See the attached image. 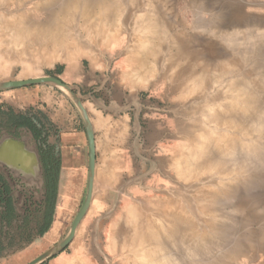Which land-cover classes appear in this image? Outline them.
<instances>
[{"label": "bare ground", "instance_id": "1", "mask_svg": "<svg viewBox=\"0 0 264 264\" xmlns=\"http://www.w3.org/2000/svg\"><path fill=\"white\" fill-rule=\"evenodd\" d=\"M26 1L35 6L43 3L44 7L49 6L47 7L49 12H43L42 16H39V12L34 9L35 6L33 11L31 8L19 7L20 3ZM55 1L0 0V45L4 47L3 49L0 47V58H4L0 65L7 68L8 63L21 64L24 71L16 78L17 80L46 76L32 74L42 63L52 64L57 60H68L70 63L72 57L77 55L76 50L83 49L85 41L90 45L99 41L108 42L115 25L120 21L118 11L121 9L119 10V3L114 0H59L58 3ZM163 8L164 6L162 10ZM149 9L151 11V8ZM149 11L143 15L139 13L141 16L135 17L132 28L136 32L137 43L130 51L132 54L129 58L133 68L129 74L125 72L122 78L129 82L132 89L136 85L143 86L153 72H157L160 65L162 71H167L170 81L174 80L175 88L181 87V90L186 92H202L200 96L207 105L200 127L190 136L191 142L185 144L178 160L177 174L187 182L181 183L166 195H156L148 199L145 197L138 207L135 205L127 207L124 212L127 224L126 238L120 249L126 251L125 260L133 261L134 264H224L227 256L238 253L241 244L245 242L257 244L258 241L264 240L263 225L259 229L250 227L244 234L237 231L240 226L237 225L236 228L234 220L232 222L230 217L233 210L239 212V208L244 205L250 206V201H254L250 200L255 195L254 187L264 176V173L260 174L256 169L258 162L264 161V149L262 151L261 144L264 134L262 139L260 137V132L264 131V97L262 98L264 75L256 74V63L252 62L250 64L255 65L253 66L256 71L251 65L248 66L250 68L244 67L247 71H240L237 64L239 62L242 64L247 58L240 59L241 55L238 53L239 59H236L235 53V58L232 54L233 59L223 49V52L222 50L216 52L215 44L208 39H202L199 51L194 40L183 36L182 32L177 35L170 34L167 27L165 28L166 23L163 24L165 21L160 20L162 17L158 15L160 18H157L151 12L145 14ZM233 33L229 32L230 38L224 39L231 41L230 39L234 38L231 37ZM235 35L239 36L237 33ZM219 36L224 37L221 33ZM165 43L167 46H164L169 50L164 54V60L160 59L162 60L160 63L158 58ZM239 47L241 48V45ZM170 53L175 55L174 59L177 56L176 71L173 69L176 67L173 64L175 62L173 57L171 58L173 63L166 62L170 59ZM182 60H187L186 64ZM155 61L159 65L153 67ZM218 68L222 70L219 71ZM217 71L220 74L216 73ZM104 165L101 163L103 170ZM106 169L111 175V167ZM243 222L241 221V225L246 223ZM229 224L235 225L238 232L232 236V240L228 235L229 230L227 231ZM249 224L246 223L247 226ZM246 225L244 227H247ZM77 232L76 229L75 233ZM228 236L230 238H227ZM225 241H228L226 245H229V251L225 250L224 253L220 251L219 258L209 259L213 254L212 247H217L218 250L222 246L219 244L223 242L225 244ZM84 260L75 256L63 260L62 264H88Z\"/></svg>", "mask_w": 264, "mask_h": 264}, {"label": "rangeland", "instance_id": "2", "mask_svg": "<svg viewBox=\"0 0 264 264\" xmlns=\"http://www.w3.org/2000/svg\"><path fill=\"white\" fill-rule=\"evenodd\" d=\"M56 1L55 3L59 2V0L57 2ZM114 1H117V3H119V7H118L119 10L123 9L124 11L123 10H122L123 12L121 10L118 11V13H120L118 14L120 16V21L117 22V24L115 25L116 27L113 30V32L110 34V38L108 39L109 40L108 42L103 43L102 41H99V43L97 44L90 45L89 43H85L86 42L85 41L83 42V49L81 51L76 50L77 55L72 57V61L70 63L68 60H57L54 61L52 64L42 63L39 67L33 70L32 74L51 75L53 70H56L57 72L61 73L64 69L76 70L82 68L85 77V79L82 82H84L85 84L80 82L79 84L75 83L72 86L73 91L77 93L82 103H84V96L87 93L93 95L100 94V96L101 95L107 96L108 91L113 92L123 89L124 94L126 95L125 97L127 98L128 102L132 98L134 99L133 103L129 102L130 104L128 105L127 110L129 112H134L135 110H138L140 108L141 114L143 115L144 119L142 120L144 122L145 127L144 129H142V131L144 132V136L142 138H144L143 146L145 150L141 152V154L146 156L149 160L151 161L153 160L152 162L153 164L151 163L153 174L158 175L157 178L158 181H156L155 178L150 177V175H152L150 174L151 173L150 172L146 184L145 183L137 184V183L129 182L128 174L134 172V166H133L134 162H130L129 159L125 161V164L123 166H119L117 168L119 172L117 177H115V179L117 178V180L107 185L108 188L105 189V193H104L105 198L98 199L96 197L93 201H91L90 204L91 206L89 207L85 216L83 217L79 228H77L78 232L75 233L73 239L61 251L47 258L46 260H44L39 264H55L52 262V260L57 258L59 255L61 258L66 256L68 257V259L69 258L71 259L72 257L76 256L81 258L82 260L85 259L84 261L85 262L87 261L88 264H134L133 261L127 262L125 260L124 256H126L125 253L126 251H122L120 249L121 245H123L125 241L124 239L126 238L125 231L127 230L126 227L127 224L125 222L124 212L126 211L127 207L134 205L135 207L136 206L138 207L140 201L142 202L145 197L148 199L156 195L159 196L166 195V193L175 190L179 185H181V183L187 182L182 177L178 176L177 164L180 155L184 151L182 149L184 148V146H186L185 144H189L191 142L190 136L200 127V122L202 120L201 118L204 117V112H206L205 107L207 105V102H204L202 100L203 98L200 96L202 92H195V91L186 92L185 90H181V87L175 88L174 80L170 81V79L167 76V71H162L159 68L160 66L159 63L156 61L155 63L152 64V66L156 67L157 65H159L157 72L156 71L153 72V74L149 77L147 83L144 84L143 86L136 85V87L132 89L128 84L129 82H126V80L122 78L125 72L129 74L130 70H132L133 68V66L130 64L131 61L129 58L132 54V52L130 51L134 48L135 43H137L136 42L137 38L135 35L136 32H134V28H132L133 25L135 24L134 22L135 17L137 18L140 17L141 15L144 14V12H148L150 10L149 8H151V11L145 14L154 13L152 15L156 16L157 18H160L159 16H161L162 18H160V20H162V22L165 21L163 24L166 23L165 24L166 26L165 25L164 26L165 28L167 27L168 29L167 32H169L170 34L173 33L177 35V34H181L182 32L183 36L186 35L188 39L194 40L195 42L194 44L195 46L198 45L197 49L199 51L201 49L200 43L203 40L208 39L215 44V48L217 50V51L215 50L216 52H219V50L221 51L223 49L226 53L229 54V56H231V58H233L235 53H236L235 54L236 59H239V57H241L240 59L247 58L244 59L245 62H242L243 60H238L242 62V64H240V62L237 64L238 67L240 65L242 67L238 68L236 66L237 69H239L240 71H247V69L245 68H250L248 66H250L252 63H256L257 71L254 68L255 66L254 64H253L254 66L251 65L253 66L251 68H253V70L256 71V74L262 73V75H264V71H263L264 70L263 67L264 66V14H259L257 12L254 13L252 11H246V10L242 11L240 7L242 4L241 2L242 0H194V1L189 0L190 2L188 0H167V1L150 0V2H148L149 0H122V1L114 0ZM152 4L154 7H156V9L153 6H151ZM42 5L39 4L35 6V5H31L30 3L28 4V2L26 1L20 3L19 7L21 8L26 7V9L31 8V10L33 11V7L35 6L34 9L36 10V12L37 13L39 12V16H42V13L47 12L48 11L47 7H49V6L44 7L43 5L42 8ZM161 6L162 7L164 6L163 10ZM136 8L138 10L140 9L141 12L140 10L138 12ZM169 18L170 20H168ZM208 23H212V24H208ZM206 29L208 30L207 32ZM245 29L249 32H247ZM231 30H233L234 33L236 32L237 34H239L240 37L238 35L236 37L235 35L236 33L234 34ZM228 31L230 33H233V36L231 37L234 38H231L230 39L231 41H226L227 39L230 38V35L228 36L229 34ZM224 32L227 34V36ZM203 33L204 34L206 33V35H204ZM219 33H221L224 37L222 36L223 38H221V36H219ZM242 34H244V36ZM224 38H226V40ZM219 39L222 40L219 41ZM250 42L252 43L250 44ZM164 45L167 46V43L163 44L161 51L163 56H161L162 54H160L158 61L160 59L164 60V54L168 53L169 48H166V46ZM240 45L241 48L239 47ZM0 47L1 49L4 48L2 45H0ZM223 50L221 52H223ZM238 53L241 56L238 57L237 55ZM172 57H173V61H175L174 63L173 61L171 62ZM174 58L175 55L170 53V59L166 61L167 64L173 63L175 65L177 56L176 59ZM3 59L0 58V63L2 62ZM162 60H160L161 62L160 61L159 62L162 63ZM184 61L185 60H182L183 63ZM186 61L184 64H186ZM10 64L9 63L7 64V68L6 67L3 68L1 67L2 65H0V82L16 79L17 77H20L21 76L20 74L22 73V71H24L23 66L21 64L19 63H14L11 65ZM175 66L176 67H174L173 69L176 71L178 65ZM220 69L221 68H218L219 71ZM219 71H217L216 73L220 74ZM87 73H91L92 78H89V75H87ZM172 74H174V72ZM263 77L264 76H262V78ZM76 84L77 86H74ZM49 86L56 88V86L52 84H35L26 87L0 91V98L1 96L5 98L3 99L4 104H5L4 101L8 100L14 104L13 105L14 108L18 105L20 106V108H23V110L21 109V111H24L26 110L24 108H27V102H24V100L28 98V92L29 91L31 92V90L37 88L46 89V87L48 88ZM98 86H101L100 89H97ZM262 87H263L262 90H264V82ZM263 97L264 94H262V98ZM36 103L41 105L43 104L39 99H37ZM43 107L46 108V104H43L42 108ZM42 110L43 109H40V111ZM14 111H20V110H14ZM156 120L158 124V130L156 129ZM160 121L163 122L162 143L159 142ZM17 128L18 127H14V128L0 127L1 133H3L2 131H4V135L0 137V150H4L8 154L10 155L12 154L13 156L12 159L11 158L0 159V169L5 170V173H8V170H11V172H14L16 174H18L21 170V173L18 174L20 175L19 178L22 179L21 183L19 184L11 183V185L13 186L15 184H18V188H20L21 184L24 186L31 185L28 182L29 181L28 179L31 178L29 177V174L31 173V169L28 170V167H26V165L32 161H35L36 164H40V162H39L38 150L33 145H31V142L28 144L29 142L28 133H26L24 130H21L23 137L22 136L18 138L14 137V139L9 135L8 132L16 131ZM262 134H264L263 130L262 132H260L261 139L263 137ZM156 138H158L157 145L155 144ZM53 140L54 137L52 136L50 138V141L52 142ZM16 141H19L20 144V147L18 148L15 147L16 144L14 142ZM129 141H131V139H129ZM263 141L261 140L262 142L261 144L263 145L262 151L264 149ZM129 146L131 147V142L125 143L126 151L131 152L127 148ZM156 146L158 148L157 151L155 149ZM15 152L20 154V163L13 162L15 159L14 158ZM130 155L133 160V158L135 157L133 156L134 154L132 153ZM160 155L162 156L161 158ZM1 162H3L2 163L3 165L1 164ZM95 162H96V156H95ZM23 164H25V166ZM256 169L258 173L263 174L264 161L258 162V164L256 165ZM112 170L111 172H114V175H116L115 174L116 168L113 167ZM36 172L38 174L40 173V167L39 168L36 167ZM110 177H113V173L111 174ZM40 183H41L40 179H38L37 185L39 187H40ZM257 183L258 184L254 187L255 195L254 197H252L254 199L249 198L250 200H254V201H250L251 204H253L252 206L250 204V206L252 207V211H250L249 209L250 206L247 207L246 205L239 208V212L235 210L233 211L231 210L232 211L231 213L230 211V213L232 214V215L230 214L232 222L234 220V224H236V228L240 226L237 228V231H241V233L244 234L248 232L250 227L252 228L254 227L255 229H259L260 227H262V225L264 227V206H263L264 176ZM139 185H142L143 187L147 186V189L145 191L143 190L140 191L141 189ZM93 188H94V183H93ZM100 189H101L100 187L96 186L95 195L100 194L99 191ZM16 194H17V201L15 207L19 215L14 213L12 209L8 207V216H6L4 223L0 224V242H1V246L3 247L0 254V257L2 258V260H0V264H27L29 261L33 260L35 257L39 256L40 254L51 248L53 245L58 243L67 234L71 222L75 217L83 201L82 199L80 201L79 206H77L74 209L73 213L68 217L66 224L64 223H63L64 225L62 223L59 224L62 230L57 231L55 238L52 237V239H46L45 237H43V235H45V233L48 231L49 227H51L53 223L54 214H55V205L52 210L51 222L48 225V228L44 233L39 234L38 225L41 223L44 204L43 203H42L43 205L39 204L34 209L33 206L30 207L25 205L24 203L25 199L22 197L21 193L17 191ZM139 197L141 198L144 197V198L140 199ZM16 210L15 212H17ZM243 218L245 219L244 222H243L244 220ZM247 218L249 219L247 220ZM241 221L243 222V224L245 222L246 223L248 222V224L249 223L250 224L248 226L246 225V223L244 225H241L242 224ZM231 225L230 224L228 225L229 228L227 229V231L229 230L228 235L231 236V240H232V236L234 237L235 234L238 232L235 230L236 229L234 227L235 225L234 226ZM245 225L248 228L244 227ZM227 238L230 237L228 236ZM227 238L226 240H230ZM227 242L225 244H223L224 242L222 244H219L222 246H220L219 247L220 249L218 248V250L217 247L216 248L212 247L213 252L211 251V254L212 253L213 254L212 256L209 257V259H215V257L216 259L219 258L221 254L220 251L223 253L225 250L229 251L230 247L229 245L228 246L226 245ZM229 243L232 244L230 241ZM225 245L227 248H225ZM256 245H257L256 242L255 243L245 242L241 244L238 247V253L236 252L237 254H235L234 256L232 255L227 256V260L223 261L224 264H246L245 262L249 260L253 254L255 255L257 254L256 252L257 248H255ZM215 251H217L218 253L217 252L215 253Z\"/></svg>", "mask_w": 264, "mask_h": 264}, {"label": "crops", "instance_id": "3", "mask_svg": "<svg viewBox=\"0 0 264 264\" xmlns=\"http://www.w3.org/2000/svg\"><path fill=\"white\" fill-rule=\"evenodd\" d=\"M241 2L242 4L240 7L242 11L246 10L264 14V0H242ZM51 75L60 78L71 87L73 84H79L85 79L82 68L76 70L64 69L61 73L53 70ZM87 75H89V78H92L91 73H87ZM82 83L85 84L84 82ZM77 84L74 86H77ZM100 87L101 86H98L97 89H100ZM125 96L123 89L113 92L108 91L107 96H100V94L93 95L90 93L84 96L83 104L87 109L94 129L93 133L95 139L96 162L92 201L96 197L98 199L105 198L104 193L105 189L108 188L107 185L117 180V178L115 179L119 173L117 168L123 166L128 159L130 162H134V172L128 174L129 182L146 184L150 172V174H152L150 177L158 181V175L153 174V160L151 161L141 154V152L145 150L143 146L144 138H142L144 136L142 129L145 127L142 120L144 119L143 115L141 114L140 108L134 112H129L127 110L130 104L129 102L133 103L134 99L132 98L128 102ZM3 99L5 98L1 96L0 104L3 103ZM37 99L41 100L43 104H46V108H42L43 104H37ZM4 102L13 110H23V108H20L18 105L15 107L17 109H15L13 106L14 104L8 100ZM24 102H27V108L24 109H31L33 112L43 109L42 111L57 130V142L54 143V145L60 154V169L57 183L55 214L51 227H49L48 231L43 235L46 239H52V237L55 238L57 231L62 230L59 224H66L68 217L73 213L74 209L79 206L80 201L83 199L88 169L87 135L78 111L67 95L59 90V88L49 86L48 88L46 87V89H33L31 92H28V98L24 100ZM119 127L121 130H119ZM156 129L158 130L157 120ZM19 130L25 129L18 127L16 131ZM159 130V142L162 143V121L159 123ZM129 139H131V141H129ZM127 142H131V147H127L131 152L126 151L125 143ZM157 143L158 138H156L155 144L157 145ZM155 149L156 151L158 150L157 146ZM132 153L134 154L133 156H135L133 160L130 155ZM161 157L160 155V158ZM101 163L103 165L105 163L108 164L104 165V170ZM109 167H111V170L113 167L116 168V175L112 172L113 177H110L111 175L107 173L106 168L109 169ZM30 169L31 173L29 177L35 176L36 164L34 162L31 164ZM96 186L101 188L99 190V195H95ZM139 187L141 189L140 191H145L147 189V186L143 187L139 185ZM139 198L142 199L144 197ZM263 241H258L255 246V248H257V254H253L252 257L245 262L246 264H264ZM65 259H68V257L65 256L61 258L59 255L52 260V262L55 264H62V261ZM0 260H2L1 257Z\"/></svg>", "mask_w": 264, "mask_h": 264}, {"label": "water", "instance_id": "4", "mask_svg": "<svg viewBox=\"0 0 264 264\" xmlns=\"http://www.w3.org/2000/svg\"><path fill=\"white\" fill-rule=\"evenodd\" d=\"M35 84H52L59 88L64 94L67 95V97L70 99V101L73 103L74 107L78 111L87 135V143H88V169H87V180H86V188L85 193L83 197L82 204L77 211L75 217L73 218L70 228L67 232V234L55 245H53L51 248L40 254L39 256L35 257L33 260L29 261L27 264H39L46 260L47 258L53 256L54 254L61 251L75 236V231L80 225L83 217L85 216L88 207L91 203L92 195H93V182H94V174H95V139H94V133H93V127L87 112V109L85 108L84 104L82 103L80 97L75 93L72 89V87L65 82H63L61 79H59L56 76L53 75H46L43 77L38 78H28V79H12V80H6L0 82V91L3 90H9L14 88H21L26 86H31ZM16 145L15 147H20L19 141L14 142ZM14 149V148H13ZM12 154H8L4 150H0V159H12ZM14 161L15 163H20V154L15 152L14 155ZM33 162L36 164L35 161L29 162L26 167H28V170L31 168V164ZM3 162H1L2 164ZM38 163V162H37ZM3 165V164H2ZM25 166V164H23ZM22 165V166H23ZM30 166V167H29ZM36 167H40V164H36ZM20 169V168H19ZM23 172V170H22ZM21 173V170H20Z\"/></svg>", "mask_w": 264, "mask_h": 264}, {"label": "trees", "instance_id": "5", "mask_svg": "<svg viewBox=\"0 0 264 264\" xmlns=\"http://www.w3.org/2000/svg\"><path fill=\"white\" fill-rule=\"evenodd\" d=\"M0 127H25L32 132L40 145V154L47 178L46 201L42 211L41 223L38 225V233L42 234L51 222L52 210L57 196L60 169V154L54 145L57 142V130L43 111L33 112L31 109H26L16 112L4 103L0 104ZM52 136L54 140L51 143L50 138ZM2 249L0 242V254Z\"/></svg>", "mask_w": 264, "mask_h": 264}, {"label": "flooded vegetation", "instance_id": "6", "mask_svg": "<svg viewBox=\"0 0 264 264\" xmlns=\"http://www.w3.org/2000/svg\"><path fill=\"white\" fill-rule=\"evenodd\" d=\"M24 128L25 132L28 133L29 135V142H31V145H33L37 150H38V156H39V162H40V173L38 174L36 172V175L28 179L29 184L24 186L21 184V189L18 188V184L21 183L22 179L19 178L20 175L11 172V170H8V173H5V170L0 169V224L4 223V220L6 216H8V207L12 209L14 213L19 215L18 211L16 210V201H17V194L16 192L18 191L19 193L22 194V197L25 199L24 203L27 206H33L35 209L36 206L39 204H44L46 201V183H47V178H46V173L44 171L43 167V162L40 154V145L35 139L34 135L32 134L31 131H29L25 127H21V129ZM1 132V131H0ZM3 133H0V137L4 135ZM9 135L14 139V137L18 138L20 136L23 137L21 130L19 131H12L8 132ZM28 137V136H27ZM37 176V177H36ZM40 179V187L37 185V181ZM11 183H18L15 184L14 186L11 185ZM18 189V190H16ZM42 204V205H43ZM17 212H15V210Z\"/></svg>", "mask_w": 264, "mask_h": 264}]
</instances>
